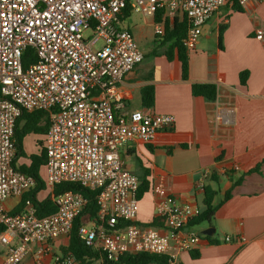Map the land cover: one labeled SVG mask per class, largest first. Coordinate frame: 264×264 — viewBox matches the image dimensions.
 <instances>
[{"label": "built area", "instance_id": "built-area-1", "mask_svg": "<svg viewBox=\"0 0 264 264\" xmlns=\"http://www.w3.org/2000/svg\"><path fill=\"white\" fill-rule=\"evenodd\" d=\"M250 0H0V247L2 264H79L69 252H53V242L69 237L86 200L65 191L52 197L55 212L39 217L32 199L18 213L5 207L36 185L19 171L15 157L16 121L44 111L49 127L44 139L46 161L42 180L52 191L66 183L97 191L95 220L78 230L80 240L115 262L141 253L167 256L191 252L200 236L187 228L199 212L167 196L155 204L161 227L136 222L139 178L123 167L121 149L132 140L151 142L171 129L174 117L147 111H124L122 79L144 54L133 34L120 26L127 5L134 14L154 20L162 36L165 21L185 16L188 28L182 45L195 48L203 26L221 7L244 6ZM261 2L262 0H254ZM159 15L158 22L155 19ZM88 32L87 36L84 33ZM254 36L264 47V27ZM34 61L23 68L26 52ZM204 173L197 189L204 190ZM231 242V237H225ZM240 243L244 238H238Z\"/></svg>", "mask_w": 264, "mask_h": 264}, {"label": "crops", "instance_id": "crops-1", "mask_svg": "<svg viewBox=\"0 0 264 264\" xmlns=\"http://www.w3.org/2000/svg\"><path fill=\"white\" fill-rule=\"evenodd\" d=\"M236 7L239 11L233 4H226L203 26L197 45L188 52L187 81L181 79L176 52L169 61L162 54L165 48L155 45L152 18L132 12L126 16L124 11L120 16V26L129 30L137 43L149 45L143 61L119 83L124 111L174 117L172 128L159 131L151 142L132 140L121 149L123 167L139 182L145 179L149 184V190L138 199L137 224H151L156 218V202L167 196L201 213L203 191L197 184L204 173H208L204 185L216 191L213 204L222 202L211 225L201 230L187 227L195 233L210 227L214 233L200 237L193 251L178 253L175 263L179 264H264V47L254 36L255 28L264 27V0H250ZM220 27L223 33L219 47ZM153 50L159 54L150 56ZM243 71L248 72L245 85L239 80ZM197 83L216 85V100L193 97L190 87ZM146 87L154 91L150 108L144 107L141 99ZM23 123L20 121L19 127ZM179 135H191L188 148H181ZM44 139L45 134H27L22 140L26 155H38L40 148L44 149ZM29 164L27 158L15 162L16 167ZM39 171L45 175L43 165ZM228 191L231 195L224 201ZM50 192L44 188L37 200L46 199ZM20 200L8 199L6 209L12 212ZM226 236L233 240L226 242ZM238 238L245 242L240 243ZM67 244V238L56 239L53 252H62ZM25 264L33 263L29 259ZM46 264L51 262L47 259Z\"/></svg>", "mask_w": 264, "mask_h": 264}, {"label": "trees", "instance_id": "trees-1", "mask_svg": "<svg viewBox=\"0 0 264 264\" xmlns=\"http://www.w3.org/2000/svg\"><path fill=\"white\" fill-rule=\"evenodd\" d=\"M237 5L233 4V7L239 11ZM130 7L127 5L124 13L126 16L130 14ZM159 15H157L155 22H158ZM188 28V23L185 16H182L180 20L174 18L171 22L165 21L163 27V35L156 36L154 35V43L155 45H159L160 47H164L165 50L162 52L167 60L171 61L173 59V52H176V57L180 63V71H181V79L184 81L188 80L189 74V62H188V51L182 45V40L186 36V31ZM223 28H219V37L218 43L220 47V42L222 40V32ZM32 53V51H27L25 55L22 57V65L23 68L29 66L31 62L34 61V55H30L28 58V54ZM159 53L157 50H153L150 53V56H157ZM248 77V72L243 71L239 74V80L241 85H245ZM191 94L193 97H200L206 101L213 102L217 97V87L211 83H197L192 84ZM141 99L142 104L146 108H150L153 105L154 100V91L153 87H146L141 91ZM20 121H24L23 125L19 127ZM49 127V117L48 114L44 111H35L31 113H24L15 124L14 131V140H15V157L13 160V164L15 165L16 159L18 158H27L30 161L29 166H19L16 167L19 171L24 174L30 175L34 177L36 181L35 187L26 195H24L19 204L12 210V214L18 213L24 203V200L27 198L32 199V205L36 211L37 216L44 217L53 212H55L56 208L52 201V197L65 192L72 191L80 194L85 200L86 205L84 210L80 215H78L73 222V226L71 232L68 237V244L66 248L62 249V252H69L74 255L79 264H92L95 261L102 259V254L99 251H96L90 247H87L79 238L78 230L79 228L86 222L95 220L97 216L98 206L96 203V196L98 194L97 191H90L88 189L82 188L77 184H61L56 186L51 192L50 195L42 200H37V194L44 190L45 186L41 180L39 175V169L42 165H44L46 161L45 149L40 148L39 154H31L26 155L22 147L23 138L30 133L35 134H46ZM192 137L191 135H179L178 142L181 148L186 149L191 144ZM254 169L253 171H256ZM215 181V180H214ZM238 182H235L234 185H237ZM149 190L148 181L145 179L141 180L139 183L137 198L140 199L147 191ZM216 194V191L209 185L204 187L203 190V206L204 210L199 213L196 217L192 218L188 223L187 227H195L200 224L206 223L211 225L214 221L215 213L219 206L222 204H213V199ZM231 192L228 191L225 194L224 201L229 199ZM161 225L160 219L155 218L148 227L156 228ZM193 258H196V255H192ZM103 264H179L175 263V260H170L167 256L164 255H156V254H147L141 253L137 255H126L120 257L115 262H108L106 260H102Z\"/></svg>", "mask_w": 264, "mask_h": 264}, {"label": "rangeland", "instance_id": "rangeland-1", "mask_svg": "<svg viewBox=\"0 0 264 264\" xmlns=\"http://www.w3.org/2000/svg\"><path fill=\"white\" fill-rule=\"evenodd\" d=\"M134 15H136V16H138L139 14H134ZM140 16V15H139ZM149 30L150 31H152V27L150 26V28H149ZM89 33L88 32H86V33H84V36H87ZM138 44V46H139V48L141 49V51L142 52H148V50H149V45L148 44H145L144 42H142V43H137ZM28 147V145H26V148ZM39 175H40V177L42 178V180H44V175H43V172H41V171H39ZM42 196V195H41ZM12 205V204H11ZM10 205V206H11ZM204 226H206V223H203V224H200V225H198V226H195L194 228H195V230H201Z\"/></svg>", "mask_w": 264, "mask_h": 264}, {"label": "water", "instance_id": "water-1", "mask_svg": "<svg viewBox=\"0 0 264 264\" xmlns=\"http://www.w3.org/2000/svg\"><path fill=\"white\" fill-rule=\"evenodd\" d=\"M214 233V229L213 228H206L202 231H199L197 234L202 237V236H211Z\"/></svg>", "mask_w": 264, "mask_h": 264}]
</instances>
